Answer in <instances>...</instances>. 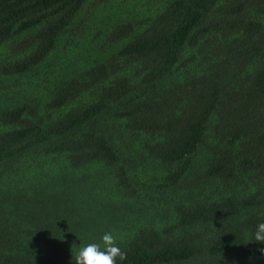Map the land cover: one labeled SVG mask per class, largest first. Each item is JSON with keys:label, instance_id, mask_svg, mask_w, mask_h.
<instances>
[{"label": "trees", "instance_id": "1", "mask_svg": "<svg viewBox=\"0 0 264 264\" xmlns=\"http://www.w3.org/2000/svg\"><path fill=\"white\" fill-rule=\"evenodd\" d=\"M261 221L264 0H0V264H264Z\"/></svg>", "mask_w": 264, "mask_h": 264}, {"label": "clouds", "instance_id": "2", "mask_svg": "<svg viewBox=\"0 0 264 264\" xmlns=\"http://www.w3.org/2000/svg\"><path fill=\"white\" fill-rule=\"evenodd\" d=\"M253 240L264 244V221L259 222L252 232ZM74 247V246H73ZM264 253V249L261 250ZM127 257L112 232H105L100 242H92L80 246L75 255H72V264H118Z\"/></svg>", "mask_w": 264, "mask_h": 264}]
</instances>
